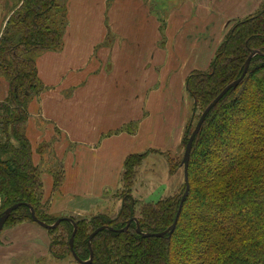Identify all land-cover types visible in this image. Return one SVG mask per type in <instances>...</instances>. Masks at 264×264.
Listing matches in <instances>:
<instances>
[{"label": "trees", "instance_id": "1", "mask_svg": "<svg viewBox=\"0 0 264 264\" xmlns=\"http://www.w3.org/2000/svg\"><path fill=\"white\" fill-rule=\"evenodd\" d=\"M67 24V0H19L0 30V77L9 82L8 95L0 101V215L21 203L3 229L36 223L30 206L46 223L58 218L49 212V202L43 201L44 166L33 162L26 125L29 103L44 89L37 57L62 48ZM253 51L258 52L249 60L244 78L210 110L194 139L188 167L190 188L174 231L144 236L142 232H161L174 222L186 190L181 161L188 139L205 108L241 76ZM186 90L191 112L182 153L129 154L115 192L121 200L118 209L68 215L77 223L73 248L70 220L43 227L50 236L51 256L69 257L79 264L73 251L86 260L92 250L93 260L87 264H264V0L254 12L230 23L209 68L191 71ZM47 147L43 144L38 151ZM151 152L163 154L170 173L180 172L182 182L173 194L144 201L135 198L133 187ZM48 169L57 190L64 179L63 165L51 162ZM100 226L111 228L100 230L89 247L90 234Z\"/></svg>", "mask_w": 264, "mask_h": 264}, {"label": "crops", "instance_id": "2", "mask_svg": "<svg viewBox=\"0 0 264 264\" xmlns=\"http://www.w3.org/2000/svg\"><path fill=\"white\" fill-rule=\"evenodd\" d=\"M18 1L0 0V30ZM154 1L67 0L62 48L37 57L44 89L29 103L26 134L34 164L44 166L43 201L52 215L98 213L129 154L179 152L191 112L187 76L209 68L230 23L262 0ZM8 91L1 76L0 101ZM51 155L64 168L57 190ZM49 244L34 222L6 227L0 264L54 260Z\"/></svg>", "mask_w": 264, "mask_h": 264}, {"label": "rangeland", "instance_id": "3", "mask_svg": "<svg viewBox=\"0 0 264 264\" xmlns=\"http://www.w3.org/2000/svg\"><path fill=\"white\" fill-rule=\"evenodd\" d=\"M156 1L159 4H162L164 0ZM0 10H2L1 7ZM180 150L178 152L179 154L182 153ZM51 157L53 158L55 164H61L58 158H55L52 155ZM181 182L182 176L180 175V172L178 173L177 171L174 174L170 173L167 158L159 152H151L145 160L143 167L140 169L139 179L133 187V195L139 200L157 201L173 194L178 189ZM116 190L117 188L111 189L110 191L105 192V195L100 198L96 207V211L98 213L101 212L98 211L101 210V207H99L100 204L105 208V212L115 211L118 209L121 204V200L115 196ZM51 257L54 260L47 261L43 258L35 260L34 264H74L69 257L61 259L54 258L53 256ZM30 261H32V259H30Z\"/></svg>", "mask_w": 264, "mask_h": 264}, {"label": "water", "instance_id": "4", "mask_svg": "<svg viewBox=\"0 0 264 264\" xmlns=\"http://www.w3.org/2000/svg\"><path fill=\"white\" fill-rule=\"evenodd\" d=\"M258 51H253L251 53V55L249 56V58L247 59L246 63H245V67H244V70H243V73L241 74V76L236 79L235 81H233L232 83L228 84L226 87H224L222 89V91L215 97V99L205 108V110L202 112L200 118L198 119L189 139H188V142L185 146V150H184V155H183V159L181 161V165L183 166L184 168V176H185V182H186V190L184 192V194L182 195V198H181V203H180V206H179V209L177 211V214H176V217H175V220L174 222L172 223V225H170L167 229H165L164 231H161V232H155V233H151V232H142V234L144 236H150V235H155V236H164L166 234L168 235H171L172 232L174 231L175 229V226H176V223H177V220H178V217L180 215V211H181V208H182V204L186 198V196L188 195V192H189V188H190V184H189V176H188V167H189V160H190V154H191V150H192V145H193V142H194V139L196 137V135L198 134V132L200 131L203 123H204V120L207 116V114L210 112V110L218 103V101L233 87H236L240 81L244 78L247 70H248V67H249V60L257 53ZM21 203H16V204H13L12 206L8 207L1 215H0V234H1V231L3 229V226L6 222V220L8 219V217L10 216L11 212L17 208ZM30 211H31V215H32V218L33 220L38 223L39 225H41L42 227H45V228H50V227H54L56 226L57 224H59L63 219H68L70 220L73 225H74V231H73V234L70 238V243H71V247L73 248V245H74V236L76 234V231H77V223L75 222V220L72 218V217H69V216H62V217H58L56 219V221H54L53 223H46L45 221L43 220H40L36 214H35V210L32 206H30ZM134 220H136V218H133ZM132 219H130L127 223V226L131 223ZM126 227L122 228L121 230H125ZM103 228H111L109 226H100L98 227L97 229H95L89 236V247H91V240L93 239V237L100 231L102 230ZM137 229L138 231L140 232V227L139 225L137 226ZM73 255H74V258L78 261L79 264H87V263H90L92 262L93 260V251L91 250V255H90V258L89 259H86V260H83V259H80L76 253L73 251Z\"/></svg>", "mask_w": 264, "mask_h": 264}, {"label": "built area", "instance_id": "5", "mask_svg": "<svg viewBox=\"0 0 264 264\" xmlns=\"http://www.w3.org/2000/svg\"><path fill=\"white\" fill-rule=\"evenodd\" d=\"M1 202H2V199H1V196H0V209H1Z\"/></svg>", "mask_w": 264, "mask_h": 264}]
</instances>
